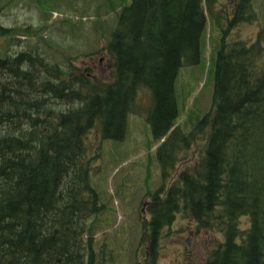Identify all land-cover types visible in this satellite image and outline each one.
Listing matches in <instances>:
<instances>
[{
  "label": "trees",
  "instance_id": "obj_1",
  "mask_svg": "<svg viewBox=\"0 0 264 264\" xmlns=\"http://www.w3.org/2000/svg\"><path fill=\"white\" fill-rule=\"evenodd\" d=\"M100 2L113 13L107 28L93 25L109 34L108 79L80 69L77 56L58 51L57 59L45 42L0 54V264H104L88 136L98 134L95 149L123 140L128 116L142 111L141 91L161 184L145 204L135 264H157L163 231L178 216L221 236L204 264H264V27L253 40L236 31L257 21L254 0H235L230 11L218 0ZM13 33L0 26V37ZM205 43L212 107L188 129L178 124L175 82Z\"/></svg>",
  "mask_w": 264,
  "mask_h": 264
},
{
  "label": "rangeland",
  "instance_id": "obj_2",
  "mask_svg": "<svg viewBox=\"0 0 264 264\" xmlns=\"http://www.w3.org/2000/svg\"><path fill=\"white\" fill-rule=\"evenodd\" d=\"M100 1L46 0L39 4L42 0H0V26L14 32L12 38L0 37V54L9 56L45 42L50 54L56 55L57 59L62 56L59 52L77 56L75 64L80 69L89 67L95 76L108 79L110 63L103 48L109 34L100 29L95 31L93 25L101 22L105 27L104 21H113V13H109ZM218 2V8L222 6L231 10L229 0ZM254 6L257 21L240 24L236 29L242 39L253 40L264 27V0H254ZM27 29L41 31L28 33ZM18 41L22 46L17 44ZM211 65L209 44L205 43L200 62L182 67L178 73L175 82L178 124L183 126L186 123L188 129L197 117L212 107ZM138 101L142 111L139 115L128 116L123 140H104L95 149L98 134L94 131L88 136V152L93 157L91 182L103 205L102 212L91 221L95 227V249L99 252L104 248V264H135L142 260L144 248L138 245L143 220L142 203L149 202L161 184L159 167L154 160V149L159 142L155 141L147 121L150 104L147 91L140 92ZM203 141L197 140L187 152L190 161L199 154ZM241 222L244 227L247 220L241 218ZM195 226L192 221L178 216L163 231L157 264H172L176 259L178 261L173 264H180L181 252L187 247L188 239L199 246L196 254L202 258L197 262L204 264L210 249L222 238L216 232L197 230ZM209 244L211 248L207 250Z\"/></svg>",
  "mask_w": 264,
  "mask_h": 264
},
{
  "label": "flooded vegetation",
  "instance_id": "obj_3",
  "mask_svg": "<svg viewBox=\"0 0 264 264\" xmlns=\"http://www.w3.org/2000/svg\"><path fill=\"white\" fill-rule=\"evenodd\" d=\"M188 240L186 241L187 247L183 249V252H181V255H183V257H182V260L180 261L181 262L180 264H198L197 262L198 258H202L200 257L199 254L197 257V254H196L197 248H199V246L195 244L192 239H188ZM177 261L178 259H176L174 262H177ZM174 262H172V264Z\"/></svg>",
  "mask_w": 264,
  "mask_h": 264
}]
</instances>
